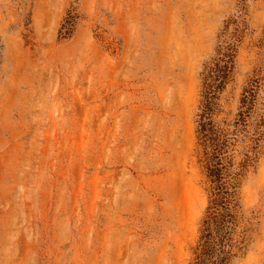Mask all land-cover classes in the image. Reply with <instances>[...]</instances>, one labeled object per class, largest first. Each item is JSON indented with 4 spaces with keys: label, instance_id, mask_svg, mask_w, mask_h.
<instances>
[{
    "label": "rangeland",
    "instance_id": "374dc122",
    "mask_svg": "<svg viewBox=\"0 0 264 264\" xmlns=\"http://www.w3.org/2000/svg\"><path fill=\"white\" fill-rule=\"evenodd\" d=\"M225 62L214 118L247 111L252 154L230 264H264V0H0V264H193Z\"/></svg>",
    "mask_w": 264,
    "mask_h": 264
},
{
    "label": "trees",
    "instance_id": "16d2710c",
    "mask_svg": "<svg viewBox=\"0 0 264 264\" xmlns=\"http://www.w3.org/2000/svg\"><path fill=\"white\" fill-rule=\"evenodd\" d=\"M73 22L70 18L63 26L61 35L64 38L71 33ZM229 69V62H225L222 67L215 64L205 68L203 73V102L197 115V135L203 152L201 163L207 177L209 205L193 264H230L234 256L233 250L237 247L232 238L238 222L237 192L240 178L251 163L252 154L246 153L240 163H235L233 142L238 141L246 131L245 123L249 115L247 111H241L235 122L227 123L234 126L233 131L219 127L214 118V100L217 99L215 89L219 87L216 82L222 79L221 83L225 84ZM257 140L258 138L253 137V144ZM254 148L255 146H251L249 151L253 153Z\"/></svg>",
    "mask_w": 264,
    "mask_h": 264
}]
</instances>
